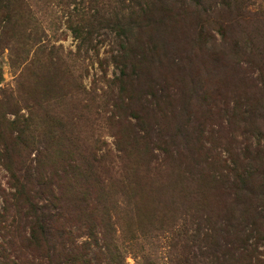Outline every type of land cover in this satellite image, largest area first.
I'll use <instances>...</instances> for the list:
<instances>
[{
	"label": "rangeland",
	"instance_id": "obj_1",
	"mask_svg": "<svg viewBox=\"0 0 264 264\" xmlns=\"http://www.w3.org/2000/svg\"><path fill=\"white\" fill-rule=\"evenodd\" d=\"M218 1L217 18L200 13L181 29L142 32L147 55L126 63L131 86L115 107L109 56L122 35L112 24L127 0H22L31 21L23 37L0 0V264H73L60 245L86 240L87 226L101 252L82 264H264L247 228L258 225L247 214L254 198L264 214L263 164L250 167L249 202L215 179L229 164L218 160L222 150L244 162L256 140L264 145L247 131L264 127L259 117L241 124L246 114L236 116L229 134L216 122L221 101L251 108L256 88L264 101V0ZM75 24L88 25L85 42ZM210 99L217 108L208 113ZM252 158L259 161L256 151ZM50 201L63 231L43 240Z\"/></svg>",
	"mask_w": 264,
	"mask_h": 264
},
{
	"label": "trees",
	"instance_id": "obj_2",
	"mask_svg": "<svg viewBox=\"0 0 264 264\" xmlns=\"http://www.w3.org/2000/svg\"><path fill=\"white\" fill-rule=\"evenodd\" d=\"M17 1L19 2L17 3ZM127 2L128 3L125 5L126 15L120 14L119 20H116V22L112 24V27L116 29L118 34L122 35V39L116 43L117 49L114 50V54L109 56L110 62L115 63L116 66L115 68L117 69V73H113L112 78L109 80L110 88L112 86L109 95L113 96V101H114L113 105L115 107H119L122 101L121 96L131 86V79L129 77V74L126 73V71L128 69V66L131 67L133 65L132 64L128 65L126 63H135V62L139 63L140 61L143 60L144 56L147 55L146 49L144 48L145 42H143V40H141L140 38V35H142V32L145 31V29L146 30L162 29L165 27H167V30H175L176 28L181 29L183 25H187L186 24L187 19L191 20L195 16L198 17L200 16L199 15L200 13H202L206 18H210L212 16L217 18L215 12L218 9L217 6L220 4V1L218 0H127ZM19 3H23L22 0H7V19L11 22L12 25H15L17 27L18 37H23L25 29L28 28L26 27V25L31 21L29 16L27 17L21 14ZM191 8L193 9L192 12H191ZM201 21L202 18L200 17V22ZM82 28H80V26H77L76 24L71 28V31H73L74 36L76 35L79 36V42L81 43L85 42V35L87 36V33L89 32L88 25L84 27L85 31H83ZM133 29L136 30L135 35L132 33ZM27 36L30 35L27 34ZM147 42L150 43V39H148ZM200 43L202 44V40H200ZM201 46L202 45H200V47ZM76 47H78V45ZM237 49H238V41H235V45L233 47L235 53L239 52ZM51 58L58 59L57 56L56 57L52 56L50 51L48 52L47 60L49 63L52 64L53 62L50 61ZM185 58L187 59L188 63H193V60L195 61L197 60V55L192 54L190 56H186ZM216 59L217 58H215L214 60ZM253 85L255 84L253 83ZM203 92L204 94H206L205 90ZM126 98L128 99V97ZM251 99H252V103H249L251 108H249L247 106V102L244 101V103L242 104L245 105L246 108L242 109L240 112L232 111V108L228 107L227 101H223V103L221 101V105H220L221 107L218 108L220 112L217 114L216 122H218L219 127H222L223 124V130L225 133L229 134L231 130H233V128L231 127L234 123L236 116L239 117L242 116L243 114H246V116L240 117L239 120H241V124L242 122L246 121V119L248 118H250L251 122H255V119L258 117L264 120V106L262 103L264 101H263V97L262 96L260 97L258 95L257 88L252 94ZM115 100L117 102H115ZM205 106H206L205 112L208 113H211L212 111L215 112L217 108L216 101L214 99H210L209 102L206 101ZM258 126L260 128H264L260 125ZM260 128L248 126L247 131H249L251 134H256V133L260 134L261 135L260 138L264 140V133L263 130ZM215 131L216 133L219 132V130H215ZM181 132H182L181 129H179L178 133ZM144 136L145 135L134 136L131 144H135L139 138L141 139ZM144 138L146 139V136ZM247 142H248L247 143L248 146L250 142L249 140ZM242 150H244V147H242ZM253 151H256V158L259 160L258 161L259 163L258 162L255 163V160L252 158ZM222 152H224L225 155H223L222 157L220 156L218 160L221 162L227 160L229 164H224L226 172H223V174H220V172H218L217 174L215 173V177H216L215 179L218 181L225 180L223 181L225 182V187L224 189H222L223 192H226L232 185V189H235L238 198L240 199V197H245L247 199V202H249L252 191L246 190L245 187L248 185L250 186L252 185L251 176H254L253 175L254 173H251L250 167L252 166L253 170L257 172L259 170V165L263 164L264 166V145L260 146L259 139L256 140L254 142V147L249 150L248 155L245 157L244 162L241 161L243 157L241 158V160L230 159V157H228L230 155V152L227 149L222 150ZM204 159L205 158H202L200 161H202V163L207 164ZM92 160L95 161L94 156H92ZM218 160H214L213 162L219 163ZM87 168L90 170L92 168V164L88 163ZM201 169L203 170V167H201ZM198 170L199 167L197 169V172H199ZM201 176H204V174H202ZM86 178L88 179V176H86ZM230 178L231 180L229 181ZM223 182L221 184H224ZM39 188H41V186H39ZM52 198L56 199L55 196H52ZM255 202H257V199L254 198L252 207L247 206V214H250V217L254 221L257 220L258 225L256 226L255 224L256 221L255 222L251 221V223H249V226L247 228L250 232L254 233V235H251V237L253 239L256 238L257 240H259V242H261L259 244H261V247L264 248V232L262 231V227H261L262 215L264 214H262V208L260 209L259 205L256 206ZM49 204H51V208L49 207ZM49 204L47 203L42 207L43 208L42 214L43 213L44 214L40 218V221L42 223L40 230L43 240H48L50 236L52 237L54 232L55 234L56 233L61 234V232L63 231V228L59 227L61 223L60 219L63 216L62 212L60 211V206H56V207L53 206L51 201L49 202ZM12 222H15V219L11 217L9 226ZM87 228L88 229L86 233L87 236L86 240L80 241L76 244L75 243L71 244L66 248H64L63 243H61L60 245L62 250H66L65 256L70 255L69 257L67 256V258H70L73 264L76 263L82 264L84 262V256L87 254H91L93 257H96V252H101L99 249V244L97 242L98 232L94 231L92 226H87ZM33 231H35V229ZM33 231L30 229L32 240H33L32 237ZM203 234L205 238L207 235L206 233ZM7 235L10 236L11 233L9 234L7 233ZM49 240L52 239L50 238ZM102 248L107 253H109V256L114 254V252L110 250L108 246L102 245ZM115 258L116 256L114 257V259ZM107 264H114V263L112 261V262H108Z\"/></svg>",
	"mask_w": 264,
	"mask_h": 264
}]
</instances>
